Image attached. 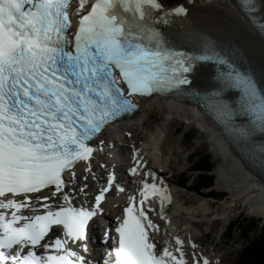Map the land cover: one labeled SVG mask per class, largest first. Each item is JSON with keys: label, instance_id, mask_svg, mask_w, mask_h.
Returning a JSON list of instances; mask_svg holds the SVG:
<instances>
[{"label": "snow or ice", "instance_id": "snow-or-ice-1", "mask_svg": "<svg viewBox=\"0 0 264 264\" xmlns=\"http://www.w3.org/2000/svg\"><path fill=\"white\" fill-rule=\"evenodd\" d=\"M240 6L264 34V18L255 15L259 0H240ZM186 14L183 5L165 9L161 0H0V264H94L69 241L90 252V221L104 212L114 177L109 174L89 207L74 206L76 162L89 160L90 141L106 125L138 108L137 96L190 88L201 62L217 65L210 108L241 137L264 136V88L255 71L207 40L199 51H181L157 27ZM226 90L239 93L235 105L224 98ZM241 117L247 126L235 124ZM260 153L264 163V146ZM165 192L144 183L138 202L128 197L103 233V264H186L180 247H158L159 229L142 207L150 195L159 196L163 218V202H170ZM78 194L87 196L84 188ZM56 229L63 239L49 236Z\"/></svg>", "mask_w": 264, "mask_h": 264}, {"label": "bare ground", "instance_id": "bare-ground-1", "mask_svg": "<svg viewBox=\"0 0 264 264\" xmlns=\"http://www.w3.org/2000/svg\"><path fill=\"white\" fill-rule=\"evenodd\" d=\"M259 2L261 3L259 15L264 18V0H259ZM163 5L165 9L177 5H183L187 9L186 16H173L170 19L176 22V33L172 37L176 39L177 44L196 45L197 42L205 39L215 40L218 44L236 51L247 68L254 70L264 80V38L258 35L244 19L233 0H176L171 5L165 4L164 0ZM156 110L164 111L167 117L161 122L155 134H148V137L137 146L134 144L130 146L128 143L132 139H137L139 135L137 130L140 126L134 122L139 121L143 125L145 118ZM178 122H187L189 126H197L217 162L215 171L218 179L215 187L216 190L225 191L227 194L226 200L221 201L222 208L218 213H209L208 202L199 200L195 204L193 200L186 199L181 191L169 189V185L158 182L168 175L165 169L171 167L170 164L174 163V158L178 155L177 143L174 147L169 146V140L174 135L173 128ZM134 125H136L135 128L132 127ZM124 132H131L133 138L124 137ZM113 133L108 134L109 138L104 139L105 142L99 146L98 163L88 160L80 162L74 169L76 174V187L72 189L74 202L86 203L97 194L107 183L108 177L105 175L108 170L113 177L118 179L116 187L107 195L106 202L102 206L103 208H116L118 212L126 207V197L134 196L138 202L141 199L139 193L144 183L155 182L157 186L166 189L165 195L170 197V202H163V218H161L162 205L159 196L150 195L142 207L146 209L150 219L159 229L155 234L157 245L161 248L166 245L173 251L176 247H180L186 264H194L193 258L198 260V256L193 254L195 250L191 251L189 257L187 256V249L191 247V239L188 229H184V226L193 228L197 221L209 222L210 217H223L233 207L243 208L249 214L264 220V182L245 168L231 146L214 127L205 123L195 113L193 107L159 97L141 98L138 108L130 115V119L123 122L118 132L114 133L117 136ZM136 161L140 162L139 165ZM100 164L106 169L99 168ZM133 167L137 168L135 175L130 173ZM87 168L90 170H86ZM91 173L95 174L94 181ZM152 174H155V181H153ZM88 184L89 189H84L87 196L79 195L78 190L85 188ZM118 188H122L123 191H118ZM137 206L141 205L137 203ZM103 233L104 230H102ZM176 238L182 241L181 245H176ZM106 251L108 249L105 245H101V257ZM175 254L179 256V253ZM207 260L210 261L211 258ZM198 261L202 264V260Z\"/></svg>", "mask_w": 264, "mask_h": 264}, {"label": "rangeland", "instance_id": "rangeland-1", "mask_svg": "<svg viewBox=\"0 0 264 264\" xmlns=\"http://www.w3.org/2000/svg\"><path fill=\"white\" fill-rule=\"evenodd\" d=\"M175 1L176 0H165V4L171 5ZM166 117L167 115L164 111H153L145 118V123L143 125L139 121L134 122V124L140 126L137 130L139 134L137 139H132L133 135L131 132H124L123 136L132 139V143L130 141V143H128L130 146L133 144L137 146L141 141H144L143 139L148 137V134H155V131ZM132 127L135 128L136 125ZM173 131L174 135H172L169 140V146L171 145V147H174L175 143H177L178 155L175 156L174 163L170 164L171 167H166L165 171H168V175L158 180V182L161 184L164 182L166 185H169V189L173 188L177 191H181L186 199L193 200L195 204L199 200L208 202L209 213L215 214L220 212L222 208L221 201L226 200L227 194L225 191L216 190L215 184L218 178L215 168L217 162H215L212 153L209 151L206 139L201 136L202 134L197 126H189L187 122H178L173 128ZM114 136H117V134H114ZM188 138H193V142H189ZM201 151L210 158L211 165L213 166L210 172V175L213 177V184L211 187L197 189L196 191L194 189L198 181V174L195 170H192L191 161L194 156ZM93 161L98 163L96 159ZM102 167L103 165L101 166L100 164L99 168ZM91 175L94 179L95 174L92 173ZM84 179L85 178H83V180ZM72 189L74 190L75 186H73ZM195 191L198 192V194H196ZM195 207L197 206L195 205ZM238 217L243 218L245 221L249 219L264 221L261 217L249 214L243 208L233 207L223 217H210L209 222L197 221L198 224L196 223L193 228L191 226H184V229H188L191 239V247L187 249V256L189 257L191 251L195 250L193 254H197L198 257H196L198 260H200V257H203L207 259L211 258L209 261L210 264H237L239 252L246 245V241L243 240L238 231L233 234V239L229 240L224 235V231L229 223L234 222ZM256 235L255 233H251L249 239H254ZM193 245H195V247H193ZM189 259L191 260V258Z\"/></svg>", "mask_w": 264, "mask_h": 264}, {"label": "trees", "instance_id": "trees-1", "mask_svg": "<svg viewBox=\"0 0 264 264\" xmlns=\"http://www.w3.org/2000/svg\"><path fill=\"white\" fill-rule=\"evenodd\" d=\"M188 141L193 142V138H188ZM191 166L192 170L198 174V181L193 189L197 191V189L211 187L213 177L210 172L213 166L210 158L201 151L194 156ZM196 191L195 193L198 194ZM236 231L246 241V245L239 252L237 264H264V223L261 224V220L256 219L245 221L238 217L225 228L224 235L231 240ZM251 233L257 234L254 239H249Z\"/></svg>", "mask_w": 264, "mask_h": 264}, {"label": "water", "instance_id": "water-1", "mask_svg": "<svg viewBox=\"0 0 264 264\" xmlns=\"http://www.w3.org/2000/svg\"><path fill=\"white\" fill-rule=\"evenodd\" d=\"M264 223V221H261V224H263Z\"/></svg>", "mask_w": 264, "mask_h": 264}]
</instances>
